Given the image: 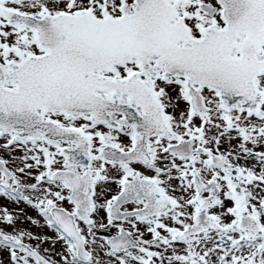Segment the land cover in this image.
Masks as SVG:
<instances>
[{
    "label": "snow or ice",
    "instance_id": "obj_1",
    "mask_svg": "<svg viewBox=\"0 0 264 264\" xmlns=\"http://www.w3.org/2000/svg\"><path fill=\"white\" fill-rule=\"evenodd\" d=\"M0 264H264V0H0Z\"/></svg>",
    "mask_w": 264,
    "mask_h": 264
}]
</instances>
